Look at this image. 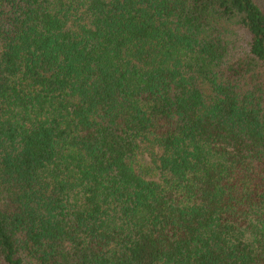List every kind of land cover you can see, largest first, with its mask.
Masks as SVG:
<instances>
[{
    "label": "trees",
    "instance_id": "1",
    "mask_svg": "<svg viewBox=\"0 0 264 264\" xmlns=\"http://www.w3.org/2000/svg\"><path fill=\"white\" fill-rule=\"evenodd\" d=\"M0 264H264V0H0Z\"/></svg>",
    "mask_w": 264,
    "mask_h": 264
}]
</instances>
